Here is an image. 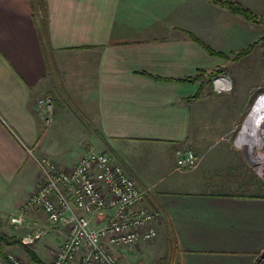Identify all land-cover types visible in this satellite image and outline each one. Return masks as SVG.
<instances>
[{"label": "crops", "instance_id": "1", "mask_svg": "<svg viewBox=\"0 0 264 264\" xmlns=\"http://www.w3.org/2000/svg\"><path fill=\"white\" fill-rule=\"evenodd\" d=\"M41 1L43 11L39 0H0L1 230L16 236L7 217L37 188L32 156L68 169L87 148L112 156L144 192V205L160 212L153 242L115 249L118 263L140 264L159 244L171 254L164 264H255L264 197L203 189V175L176 168L177 151L201 160L213 130L222 124L226 132L230 103L207 87L190 99L200 81L182 80L220 60L184 31L219 51L236 50L233 34L204 16L203 0ZM45 98L50 123L36 109ZM26 219L38 226L33 214ZM52 229L34 250L46 259L59 237Z\"/></svg>", "mask_w": 264, "mask_h": 264}, {"label": "built area", "instance_id": "2", "mask_svg": "<svg viewBox=\"0 0 264 264\" xmlns=\"http://www.w3.org/2000/svg\"><path fill=\"white\" fill-rule=\"evenodd\" d=\"M216 81V88L228 89ZM36 109L51 122L48 98L39 100ZM34 163L39 171L37 188L8 223L18 230L32 210H39L50 224L67 225L49 264H120L115 249L156 238L160 212L144 205V192L109 154L88 150L68 169L45 157L34 158ZM196 163L192 151L176 152L178 170L192 169ZM40 235L24 236L22 243L32 244ZM8 259L9 264H23L13 255ZM255 264H264V249Z\"/></svg>", "mask_w": 264, "mask_h": 264}, {"label": "rangeland", "instance_id": "3", "mask_svg": "<svg viewBox=\"0 0 264 264\" xmlns=\"http://www.w3.org/2000/svg\"><path fill=\"white\" fill-rule=\"evenodd\" d=\"M228 1H235L247 7L253 12L256 19L264 23V0ZM222 12L228 14L230 17L226 19L221 17L219 13L222 14ZM203 13L205 17L208 16L212 20L211 22H215L213 24L219 27V30H226L233 34L236 44H238L235 46L236 48H233V50H236L230 51V48L224 47L225 50L223 51L225 52H223L211 46L212 40L210 38L196 36L213 50L227 57H215L220 60V66L217 68H223L224 71L222 74L215 76L211 84L213 90L226 94L230 103H227L229 112L225 116L228 122L226 132L222 124L218 127L217 133L213 130L210 143L206 146L204 158L200 160L196 157V166L185 171H192L190 174L193 177L199 178L203 175V189L229 194L264 195V24L247 21L206 0H203ZM211 26H213L212 23ZM209 27L205 21L204 25H202V32L212 35L215 31H210ZM246 48H250L249 53L242 57H235L241 50ZM220 78L226 79L229 82L228 89L219 90L215 87V81ZM53 115L52 109L51 120L54 118ZM223 117L220 118L221 121H223ZM88 150L91 149L83 148L82 151L80 149L79 154ZM34 158L39 157L32 156L33 163ZM188 189L195 190L197 187L188 186ZM21 204L18 206L16 212L10 214L7 218L15 215ZM29 214L35 216L38 220V226L26 225L28 221L26 219L27 215L25 217V224L20 229L15 230L9 225L6 230L8 229V231H11V233L21 239L27 235L41 233L39 239L29 244L30 248L35 250L37 243L44 240L46 235L50 234L49 231L54 229H52V226L55 229L58 227L60 230H58L57 245L56 247L52 246L55 248V253L59 244L66 236L68 226L50 224L39 210H32ZM115 253L118 259V252L116 251ZM161 253L159 244L155 245L152 249V254H149L140 264H164L163 260L165 261L167 257L166 261L169 263L171 254L164 257ZM6 254L7 256L13 255L17 257L23 264H33L19 247L6 251ZM38 255H40L39 258L43 261V264H49L54 254H49L50 257L48 259L43 257L40 252ZM134 264L139 263L135 260Z\"/></svg>", "mask_w": 264, "mask_h": 264}, {"label": "trees", "instance_id": "4", "mask_svg": "<svg viewBox=\"0 0 264 264\" xmlns=\"http://www.w3.org/2000/svg\"><path fill=\"white\" fill-rule=\"evenodd\" d=\"M206 1H208L214 5H217L218 7L222 8V9L227 10L229 13H231L233 15L240 16V17L246 19L247 21L257 22L259 24H264L263 21L256 19L255 15L253 14V12L250 9L242 6L238 2L228 1V0H206ZM38 6H39L40 10L41 9H42V11L44 10V3L41 0H39ZM184 32L187 35V37L190 40H192L193 42H195L198 46H200L207 55H209L211 57L227 58L222 53L213 50L210 46H208L206 43H204L203 41L198 39L193 34L186 32V31H184ZM249 50H250V48H246L244 50H241L235 57L236 58L242 57V56L246 55L247 53H249ZM223 71H224L223 68H216V69L211 70L209 72H207L205 70H201L195 76L183 79L182 81H186V82H190V83L200 81V85H199L198 90L196 91V93L193 96L190 97V99L199 98L201 96V94L203 93V90L205 87H207L210 91H212V84H211L212 79L215 76L222 74ZM154 79L159 80L158 78H154ZM161 80L172 81L171 79H161ZM232 194L241 195V196H249V194H244V193H242V194L232 193ZM257 196L264 197V195H257ZM6 247H19L20 249H22L24 254L28 257V259L31 261V263L43 264V262L38 257L36 252L34 250H32L29 245L23 244L22 239L17 237V236L8 235V234L2 232L1 231V225H0V258L3 261H5L7 264H9L8 259H7L8 256H7L6 251H5ZM163 262H165V261L163 260Z\"/></svg>", "mask_w": 264, "mask_h": 264}, {"label": "bare ground", "instance_id": "5", "mask_svg": "<svg viewBox=\"0 0 264 264\" xmlns=\"http://www.w3.org/2000/svg\"><path fill=\"white\" fill-rule=\"evenodd\" d=\"M224 82H225V86H228V82H226V80H224L223 78H220L216 81V84L218 86V84H220V87H223L224 86Z\"/></svg>", "mask_w": 264, "mask_h": 264}]
</instances>
